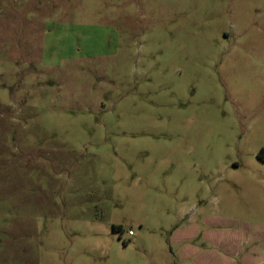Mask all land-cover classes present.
Segmentation results:
<instances>
[{
	"label": "rangeland",
	"instance_id": "obj_1",
	"mask_svg": "<svg viewBox=\"0 0 264 264\" xmlns=\"http://www.w3.org/2000/svg\"><path fill=\"white\" fill-rule=\"evenodd\" d=\"M0 264H264V0H0Z\"/></svg>",
	"mask_w": 264,
	"mask_h": 264
},
{
	"label": "crops",
	"instance_id": "obj_2",
	"mask_svg": "<svg viewBox=\"0 0 264 264\" xmlns=\"http://www.w3.org/2000/svg\"><path fill=\"white\" fill-rule=\"evenodd\" d=\"M245 242H247V244L245 243V252H247V256L249 259L251 252H250V250L247 251V248H249L251 246V244H253V243H251V241L248 238L245 240Z\"/></svg>",
	"mask_w": 264,
	"mask_h": 264
},
{
	"label": "built area",
	"instance_id": "obj_3",
	"mask_svg": "<svg viewBox=\"0 0 264 264\" xmlns=\"http://www.w3.org/2000/svg\"><path fill=\"white\" fill-rule=\"evenodd\" d=\"M131 233L129 232V235H130Z\"/></svg>",
	"mask_w": 264,
	"mask_h": 264
}]
</instances>
